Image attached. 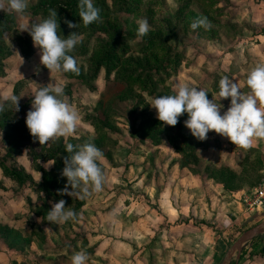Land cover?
Wrapping results in <instances>:
<instances>
[{"label": "rangeland", "instance_id": "1", "mask_svg": "<svg viewBox=\"0 0 264 264\" xmlns=\"http://www.w3.org/2000/svg\"><path fill=\"white\" fill-rule=\"evenodd\" d=\"M185 1L141 0L135 16L118 13L122 31L132 36L139 19L151 18L150 33L162 27L158 20L171 17L174 34L166 35L165 42L171 58L181 55L175 72L168 70V78L160 75L163 83L145 91L134 88L123 98L124 85L115 82L113 71L108 81L104 69L91 77L92 52L109 39L98 28L101 23L84 26L78 21L73 22L77 28H69L65 17L57 19L61 36L76 31L82 37L69 53L79 73L69 72L74 76L67 77L40 64L39 49L28 32L20 30L21 25L39 23L49 15L35 8L41 1L28 0L23 13L11 11L5 2L4 11L0 10V102L5 106L0 112V228H11L13 232L5 230V234L10 241L19 237L20 242L12 249L0 238V262L71 264L72 255L85 250L86 264H222L241 233L264 220V196L257 200L258 192L264 191V139L243 149L209 131L207 139L200 141L184 125L187 118L179 127L162 122L158 142L147 133L152 118H157L149 105L152 97L173 94L178 84L186 83L206 89L209 99L216 98L221 78L238 72V65L250 59L264 61V0H214L210 6L206 4L212 0ZM184 5L181 14L191 9L212 27L193 30L192 21L176 20L174 13ZM140 40L136 36L128 43L134 47ZM18 42L32 45V53L24 55ZM60 81L81 119L73 134L39 144L25 124L26 112L37 88ZM240 84L246 85V79ZM241 89L249 91L246 86ZM10 91L21 96L19 111L3 101ZM220 103L221 111L226 110L229 99ZM147 116L152 124L142 129ZM156 132L153 128L151 135ZM69 139L77 145L92 142L102 151L98 163L105 181L101 191L83 199L81 189L74 190L65 206L76 213L75 218L50 224L34 213L48 212L54 200L63 199L60 190L66 180L51 181L55 185H50L51 194L46 196L38 190L41 170L53 168L55 160L49 154L61 149L57 140L65 144ZM4 168L24 181L12 180ZM74 200L84 204L73 209ZM235 260L234 254L227 264ZM238 264H264V233L244 244Z\"/></svg>", "mask_w": 264, "mask_h": 264}, {"label": "clouds", "instance_id": "2", "mask_svg": "<svg viewBox=\"0 0 264 264\" xmlns=\"http://www.w3.org/2000/svg\"><path fill=\"white\" fill-rule=\"evenodd\" d=\"M5 2L16 13H23L28 4V0H0L2 11ZM78 8L84 26L101 19V10L95 5V0H78ZM65 23L69 28L78 27L77 23L71 21L65 20ZM190 27L193 30L198 27L207 30L212 25L206 17H198ZM58 29L56 9H50L49 15L39 23L20 26V30L27 31L33 45L39 49L40 64L51 72L78 74L76 60L69 53L82 42V37L76 31L61 36ZM149 31L147 19H139L137 38H143ZM42 85L32 95L25 124L30 135L39 144H46L54 138L73 134L81 115L65 95L63 81ZM246 86L249 91L242 92L241 86L234 79L225 76L219 81L217 97L209 99L206 89L180 83L173 94L154 96L149 105L155 109L157 119L169 126H175L179 117L187 114L183 123L197 140H206L209 131H214L227 137L234 145L248 149L253 146L254 140L264 139V63H257L249 70ZM20 97L10 91L3 96V101L10 102L15 111H19ZM222 98L229 99V106L223 111L220 103ZM4 107V103L0 102V112L4 111ZM65 151L70 155L63 158L61 175L66 177V186L60 192L72 196L74 190L81 189L79 196L83 199L90 192L101 191L105 181L98 163L103 157L102 151L92 142L76 146L68 143ZM75 216L76 213L71 208H66L65 201L59 199L51 205L46 219L50 224H57L68 222ZM87 260V252L80 250L72 255L71 264H86Z\"/></svg>", "mask_w": 264, "mask_h": 264}, {"label": "trees", "instance_id": "3", "mask_svg": "<svg viewBox=\"0 0 264 264\" xmlns=\"http://www.w3.org/2000/svg\"><path fill=\"white\" fill-rule=\"evenodd\" d=\"M40 1L41 2L38 4V6L35 7L38 12L44 13V11H46L49 13L50 9H56L57 19L60 17H65L67 21H81L79 17L78 0H45L44 2L42 0ZM188 1L189 0H186L185 2ZM198 1L203 4V2H208L209 0ZM140 2L141 0H111V4L108 5L106 4V0H95V5L101 10V19L98 22H94L92 24L101 23L98 24V28L101 29L104 35L106 37H109V39L105 43L101 44L99 48H95L92 52L91 62H89L90 69L92 71L91 77L96 78L101 69H104L106 73V81H108V78L113 71L115 75V82H117L118 84H122V86L124 85L121 91L120 98L128 95L134 88L137 90L139 89L141 91H145L149 88H154V85L157 82L163 83L165 81V78L161 77L160 75L165 74L166 78H168V70L169 72H175L180 64L179 59L181 58V55L177 54L174 58H171L169 52L170 49L165 42L168 37L171 38L174 34L171 17L163 18L161 19L162 21L158 20L162 23V27L160 29L156 28L154 32L151 31L150 33L145 35L143 38H141V42L136 44L134 47H132V45H129L128 41L134 39L137 35L135 34L132 36V34H130L127 30L122 31V24L119 20L118 13L123 12L135 16L140 10ZM215 2L216 1L214 0H212L211 2L209 1L206 6L214 5ZM184 7H186V5L180 6L177 9L176 13H174V18L176 20L180 19L181 21L187 23L189 21L195 20L200 16L202 17V14L193 12L191 9L190 11L181 14ZM150 12L152 15H154L152 13V10H150ZM3 15L4 17H6L7 14ZM148 23L150 24V26L153 25L151 24V18L148 20ZM136 29L137 27L135 28V30ZM166 35L169 36L165 37ZM18 44L20 51L24 55L27 56L32 53V45H30L29 43L28 47L27 45L24 46L19 42ZM131 50H134V54H129ZM7 54H10L9 51L7 52ZM171 63H174V65H172ZM65 74L67 77L74 76L69 72H65ZM78 77H81V75H79ZM214 92L218 91L216 90ZM183 118H187V114H183L179 117L176 124L178 127L181 125V120ZM149 120L151 119L149 116H147L146 120L143 122L142 129L152 124L151 122H149ZM152 121L153 125L151 126V128L149 126L147 133L152 137V139L154 138V142H158L161 138V134L163 133V130L161 129L162 122L157 118H152ZM153 128L158 130V132H156L157 137L153 136V134L151 135V133L153 132ZM167 139L171 140L169 136H167ZM61 143V140H57L58 147H61V149L57 148L58 151L55 150L53 153L49 154L50 159L55 160L53 168L50 171L41 170L42 180L38 190L40 193H43L46 196H50L48 195L49 193L51 194L50 190L52 189L50 185H55L51 184V181L52 183H63V181L66 180V177H63L61 175V170L64 167L63 158L67 155H70V153H67L65 151L66 144L71 143L74 146L77 145V142L74 139H69L65 144ZM51 150L52 149H50V151ZM56 155H58V158L55 157ZM4 172L8 177L19 184L24 181V178L13 170L4 168ZM63 184H66V182ZM68 188H70V186H68ZM61 195L65 203L67 201H71L72 199L71 196L67 194L61 193ZM55 199H57V197H55ZM56 201L57 200H54V202ZM83 204V200H74L73 209H79ZM34 214L38 218H40L41 221L47 222V211H38ZM5 230L8 232V234L13 232L8 226H4L0 228V238L3 241L7 242L12 249H14L13 245L16 246L15 244L20 242V238L11 237L10 241V237L8 234H5ZM26 240L27 239L24 238L21 243L24 244ZM14 264L18 263L14 262Z\"/></svg>", "mask_w": 264, "mask_h": 264}, {"label": "water", "instance_id": "4", "mask_svg": "<svg viewBox=\"0 0 264 264\" xmlns=\"http://www.w3.org/2000/svg\"><path fill=\"white\" fill-rule=\"evenodd\" d=\"M264 233V220L248 229L243 231L241 235L235 240V242L231 245L229 250L226 252V256L222 262V264H227L228 261L232 258V256L236 255V260L234 264H238L239 256L241 253V249L244 244L250 240H252L257 235Z\"/></svg>", "mask_w": 264, "mask_h": 264}, {"label": "crops", "instance_id": "5", "mask_svg": "<svg viewBox=\"0 0 264 264\" xmlns=\"http://www.w3.org/2000/svg\"><path fill=\"white\" fill-rule=\"evenodd\" d=\"M264 37V36H263ZM255 61H257L256 59H250V62H248V63H243V64H240V65H238V72L236 71V73L234 72L233 74H231L230 75V79H237L235 82L237 83V84H239L240 86H246V85H241L240 84V82L242 81V80H244V79H246V77H245V75L249 72V70L252 68V67H254L257 63H259L258 61L257 62H255ZM262 63H264V61H262ZM243 70H246V71H244L245 72V74L243 73V72H241V71ZM237 73H240L241 75H237ZM243 83V82H242ZM243 84H245V83H243ZM246 88H248L247 86H246ZM241 91H242V89H240ZM249 90V89H248ZM12 262V261H11ZM1 264H7L5 261L4 262H0ZM10 264V263H9ZM11 264H13V263H11Z\"/></svg>", "mask_w": 264, "mask_h": 264}, {"label": "built area", "instance_id": "6", "mask_svg": "<svg viewBox=\"0 0 264 264\" xmlns=\"http://www.w3.org/2000/svg\"><path fill=\"white\" fill-rule=\"evenodd\" d=\"M264 196V191L263 190H260L258 192V195H257V200H259L260 198H262ZM257 200H254L253 203H256Z\"/></svg>", "mask_w": 264, "mask_h": 264}]
</instances>
